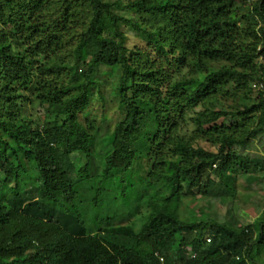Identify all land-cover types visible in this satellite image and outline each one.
I'll return each mask as SVG.
<instances>
[{
	"label": "trees",
	"instance_id": "trees-1",
	"mask_svg": "<svg viewBox=\"0 0 264 264\" xmlns=\"http://www.w3.org/2000/svg\"><path fill=\"white\" fill-rule=\"evenodd\" d=\"M240 6L248 9L238 17ZM122 23L152 49H129ZM245 38L252 40L247 46ZM219 63L224 66L213 72ZM100 67L121 69L116 95L124 120L108 139L103 181L91 188L97 214L91 218L79 207L76 186L92 176L76 156H90L95 127L80 121L78 111L97 86ZM185 67L205 79L174 81ZM219 94L242 102L224 110ZM208 101L219 108L193 122L215 151L195 147L194 139L163 137L177 125L172 115ZM22 102L49 106L60 121L34 128L23 120ZM255 114L260 128L250 140L264 132V0H134L124 7L102 0H0V264H261L264 211L240 228L182 220L190 197L234 199L235 175L264 172V159L237 153L249 140L237 136L236 120ZM168 145H174L169 158L163 155ZM137 158H155L138 192L127 177ZM114 172L121 175L117 199L125 202L132 192L138 206L102 218V184ZM158 184L173 193L157 196Z\"/></svg>",
	"mask_w": 264,
	"mask_h": 264
},
{
	"label": "rangeland",
	"instance_id": "rangeland-1",
	"mask_svg": "<svg viewBox=\"0 0 264 264\" xmlns=\"http://www.w3.org/2000/svg\"><path fill=\"white\" fill-rule=\"evenodd\" d=\"M102 1L107 3H120L121 6L124 7L134 0ZM247 9L248 7L240 6V8L236 9L235 15L241 17L246 14ZM114 11L121 14L126 19H130L134 22H137L138 20L137 16L132 15L129 11L117 10L115 8ZM121 29L128 37L127 46L129 49L138 50L145 53H147V49H152V47H149L147 41L142 37L141 34L135 32L129 26H126L125 23H122ZM251 42V39L246 40L245 38L244 44L247 46ZM223 66L224 63L214 64L212 66V71H219ZM95 76L98 81L97 86L90 91L88 101L84 108L78 111V118L80 121L86 123V125L93 123L95 127L94 130H90V134L93 136L91 141V154L89 157L83 154L76 156L79 161L77 166L79 168H83L85 165H88V172L92 176V180H85L76 186V189L81 193L83 200V203L79 204V207L80 209L87 211L89 210L88 215H91L89 216L91 218H93V216H97V214L90 209V202L88 200L93 196L91 188L94 186L97 187L96 185L103 181L101 176L103 175L102 173L105 166V157L110 147L108 144V139L114 132L116 126L124 120V111L120 107L119 99L116 95V84L119 80V77L121 76V69L116 68L112 70L105 67H100L97 70ZM190 78L204 80L205 76H201L199 74L197 76L195 75L192 67H185L172 79L174 81H180ZM252 94L253 98L255 99L257 97V93L253 92ZM217 97L219 106L224 110H233L234 108H238V103L242 102L241 99L237 100L226 95L223 96L219 94ZM22 104L24 105L22 110L23 120H25L27 124L32 125L34 128H39L42 130L53 126L55 123L60 121V119H57L58 117L55 113V110H53V108H49V106H42L37 102L34 104L22 102ZM212 104L213 103H211V101H208L205 105L200 104L194 109L186 111L184 116H180V114L172 115L173 121L177 125L175 128H170L168 126L167 135L163 137L167 138L171 133L172 138H185L186 141L194 139V142H191L195 147H201L205 150L215 151L217 147L214 148L212 144L207 141V139L199 137L197 133V127L193 122V120L197 118L201 112L213 110L214 107H216L215 110L219 108L218 105L216 106L215 104ZM251 117L252 118L245 121L239 119L236 120V124L239 126L237 128L236 134L241 138V140L248 139L250 133L260 128V124L258 122L259 114H255ZM218 124L220 123L218 122ZM152 130L153 121L151 120L148 126V131L152 132ZM248 140L249 142L247 146L237 149V153H241L243 156H247L249 158L264 159V132L261 134L259 133L256 139ZM146 146L145 139L141 140V143L138 145L141 151H143ZM172 148H174V145H168L164 149L163 155L169 158ZM153 159L155 158L150 160L137 158L133 162L131 172H128L127 174V177L133 178V185H137V192L143 187V184L141 183L142 178L146 176L144 175L143 170L150 171L154 161ZM213 170H216V167H213ZM120 179V173L114 172L110 180L105 181L106 183L104 182L102 184V188L107 191H105V194L102 196V208L97 210L99 217L102 216V218H105L111 216L112 210L120 208L121 206L125 207L126 210H128V207L138 206V199L133 197L131 198V195H134L132 192L128 195V198L125 202L121 203L120 200L117 199L121 195L120 192L122 185H120ZM235 181L236 182L234 185L236 196L234 199L221 200L203 196H197L195 198L190 197L187 201H185V206L182 207V220L186 222L215 221L219 223H230L235 225L237 228L252 224L255 219H257L264 211V172L251 175L238 174L237 176L235 175ZM155 193L157 196H165L173 193V190H169L167 188L165 189L163 185L158 184L156 186ZM132 221L133 219L131 218L126 220V222L122 220L117 221L116 223L121 224L123 222L124 224H129ZM140 221H136L138 227L140 226ZM258 259L261 264H264V255Z\"/></svg>",
	"mask_w": 264,
	"mask_h": 264
},
{
	"label": "built area",
	"instance_id": "built-area-1",
	"mask_svg": "<svg viewBox=\"0 0 264 264\" xmlns=\"http://www.w3.org/2000/svg\"><path fill=\"white\" fill-rule=\"evenodd\" d=\"M254 87L256 88V87H257V85H254ZM207 242H210V240H209V239H207Z\"/></svg>",
	"mask_w": 264,
	"mask_h": 264
},
{
	"label": "clouds",
	"instance_id": "clouds-1",
	"mask_svg": "<svg viewBox=\"0 0 264 264\" xmlns=\"http://www.w3.org/2000/svg\"><path fill=\"white\" fill-rule=\"evenodd\" d=\"M254 85H256V84H254ZM254 85H253V88H255ZM259 87L261 88L262 86H259ZM256 88H257V87H256ZM256 88H255V89H256Z\"/></svg>",
	"mask_w": 264,
	"mask_h": 264
}]
</instances>
